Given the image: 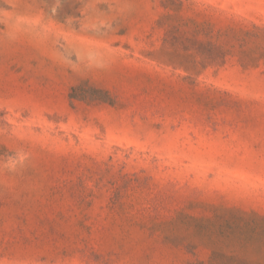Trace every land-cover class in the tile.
<instances>
[{"label": "rangeland", "instance_id": "rangeland-1", "mask_svg": "<svg viewBox=\"0 0 264 264\" xmlns=\"http://www.w3.org/2000/svg\"><path fill=\"white\" fill-rule=\"evenodd\" d=\"M0 264H264V0H0Z\"/></svg>", "mask_w": 264, "mask_h": 264}, {"label": "clouds", "instance_id": "clouds-1", "mask_svg": "<svg viewBox=\"0 0 264 264\" xmlns=\"http://www.w3.org/2000/svg\"><path fill=\"white\" fill-rule=\"evenodd\" d=\"M53 12H55V8L53 7ZM14 37H10L12 39ZM28 159V154L23 150L17 151L12 157H9L8 161L5 163V167L8 168L9 171H15L18 167L22 166L25 161Z\"/></svg>", "mask_w": 264, "mask_h": 264}]
</instances>
